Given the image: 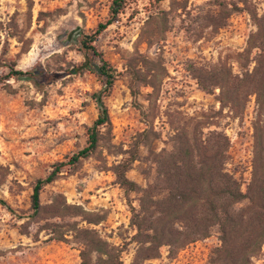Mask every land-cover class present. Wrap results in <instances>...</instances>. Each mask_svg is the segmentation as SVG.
Here are the masks:
<instances>
[{
  "label": "rangeland",
  "instance_id": "obj_1",
  "mask_svg": "<svg viewBox=\"0 0 264 264\" xmlns=\"http://www.w3.org/2000/svg\"><path fill=\"white\" fill-rule=\"evenodd\" d=\"M113 2L0 0V264L82 263L76 244L54 240L42 229L61 221L30 218L32 194L39 179L87 146V131L99 113L95 95L102 89L97 74L102 63L79 40L107 23ZM251 4L264 17V0ZM124 6L93 43L115 75L105 99L112 126L104 130L96 153L75 170L62 167L58 179L43 189L41 202L47 206L61 194L71 205L105 213V221L91 227L111 244H127L122 260L131 264L137 244L131 241L136 231L129 205L139 208L138 195L122 188L112 169L136 145L138 160L127 177L145 187L155 177L153 153L171 151L178 128L188 124L192 130V120H200L205 134L223 131L231 139L228 167L246 191L255 97L235 117L221 109L218 89L214 94L200 89L193 70L227 64L242 74L239 56L257 25L239 0H125ZM12 68L28 75L10 78ZM219 238L214 229L175 255L164 247L159 258L145 264H212ZM253 264H264V246Z\"/></svg>",
  "mask_w": 264,
  "mask_h": 264
},
{
  "label": "trees",
  "instance_id": "obj_2",
  "mask_svg": "<svg viewBox=\"0 0 264 264\" xmlns=\"http://www.w3.org/2000/svg\"><path fill=\"white\" fill-rule=\"evenodd\" d=\"M124 1L114 0L107 23L100 24L91 35L79 40L82 47L102 63L97 67L102 89L95 95L99 113L87 131V146L71 156L67 163L58 164L54 172L46 179H39L33 187L30 218L37 223L61 221L48 224L42 229L50 231L54 240L76 244L80 250L81 264H123L122 255L127 251V244H111L91 227L104 222L105 213L101 215L89 212L83 206L71 205L61 194L55 195L49 205L43 206L41 194L47 185L58 179L63 166L75 170L83 160L96 153L101 146L104 130L109 131L112 126L105 99L111 94L115 75L93 43L123 13ZM239 1L247 7L257 25V31L252 35L247 49L239 56L242 74H234L227 64L194 68L193 73L202 91L214 94L215 90H219L221 109H229L235 117L243 115L251 97H255L252 169L246 191L242 189L241 180L228 167L232 159L231 139L223 131L212 130L205 134L203 130L207 126L200 120H192L195 123L192 130L188 129V124L178 128L171 151L153 153L155 177L148 180L145 187L127 177L134 162L138 160L139 145H136L130 157L115 164L112 169L117 183L127 192L138 195L139 208L129 205L132 211L131 227L136 231L131 241L137 244L131 264H145L159 258L164 247L169 248L170 255H175L190 244L209 238L214 229L219 231L221 245L213 253L212 264H253V259L262 252L264 17H259L256 10H252L251 0ZM254 52L256 54L252 57ZM252 64L254 67L251 69ZM27 75L12 68L8 77L23 79ZM33 75L29 73L30 77ZM143 81L149 85L146 79ZM2 204L11 209L6 202L2 201ZM81 222L89 226H83Z\"/></svg>",
  "mask_w": 264,
  "mask_h": 264
},
{
  "label": "built area",
  "instance_id": "obj_3",
  "mask_svg": "<svg viewBox=\"0 0 264 264\" xmlns=\"http://www.w3.org/2000/svg\"><path fill=\"white\" fill-rule=\"evenodd\" d=\"M250 22V20H248Z\"/></svg>",
  "mask_w": 264,
  "mask_h": 264
}]
</instances>
